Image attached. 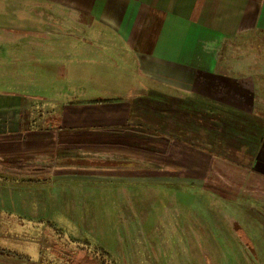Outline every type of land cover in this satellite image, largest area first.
Wrapping results in <instances>:
<instances>
[{
	"label": "crops",
	"instance_id": "obj_1",
	"mask_svg": "<svg viewBox=\"0 0 264 264\" xmlns=\"http://www.w3.org/2000/svg\"><path fill=\"white\" fill-rule=\"evenodd\" d=\"M22 1L95 37H0V189L264 195V0Z\"/></svg>",
	"mask_w": 264,
	"mask_h": 264
},
{
	"label": "rangeland",
	"instance_id": "obj_2",
	"mask_svg": "<svg viewBox=\"0 0 264 264\" xmlns=\"http://www.w3.org/2000/svg\"><path fill=\"white\" fill-rule=\"evenodd\" d=\"M79 23L91 21L49 4L0 0L3 38L95 37ZM23 182L20 191L0 189V264H264V195L238 184L230 194L208 185L162 192Z\"/></svg>",
	"mask_w": 264,
	"mask_h": 264
}]
</instances>
